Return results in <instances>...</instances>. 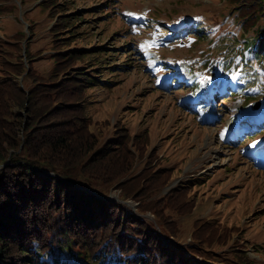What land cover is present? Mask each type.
I'll list each match as a JSON object with an SVG mask.
<instances>
[{
	"label": "rangeland",
	"instance_id": "1",
	"mask_svg": "<svg viewBox=\"0 0 264 264\" xmlns=\"http://www.w3.org/2000/svg\"><path fill=\"white\" fill-rule=\"evenodd\" d=\"M65 1L0 0V42L17 45L10 36L23 32L28 36L21 42L25 50L31 39L30 52H36L37 59L45 58L36 63L37 70L53 68V55L58 53L53 41L67 33L64 29L55 31ZM71 1L73 9L64 15L70 13L75 22L79 21L77 43L71 47L90 54L70 70L82 69L96 76L83 96L86 104L94 102L87 107L89 118L94 114L97 131L107 141L114 137L117 126L126 127L129 150L137 157L122 181L135 178L126 185L127 189L136 188L140 182L147 193L143 206L137 199H124L122 190L126 187L120 188L119 183L92 181L94 191L81 186L105 200L104 209L94 215L96 220L104 219L105 207L114 200L125 204L129 212L147 218L166 238L164 242L173 241L179 247H190L194 228L204 224L209 225L205 235L212 237L216 232L224 238V234L234 231L228 243L217 244L213 253L229 257L230 264H242L244 260L247 264H264V162H259L264 159V63L242 61L246 40H264V32L258 36V31L254 32L264 27V13L261 23L251 26L243 37V18L235 22L233 15L245 7L229 12L232 7L228 0ZM253 9L248 11L254 16ZM135 14L140 17L130 19ZM196 21L203 34L193 28L183 34L172 33L180 25ZM245 50L251 59L252 54ZM182 58L185 61L177 66ZM24 62L29 64L27 57ZM168 64L172 68L164 69ZM177 74L182 80L172 86ZM199 76L204 80L192 90L189 87ZM229 83L234 89L226 93ZM213 89L219 91L215 99ZM234 90L237 91L232 96ZM201 92L207 102L200 105V100L192 96ZM247 93L258 96L259 108L252 107L254 101L247 99ZM107 117L116 125H106ZM241 117L254 124L248 125L254 128L252 132L240 121ZM165 178L167 182L160 189H150L154 180ZM171 193L175 195L172 201L170 197L159 204L166 218L155 215L152 201ZM178 195L185 200L182 209L170 207ZM142 209L147 213H141ZM169 220L171 224L166 223ZM195 256L212 264L206 256ZM105 258V254L97 255L98 262H105ZM138 258L129 257L134 264L149 263ZM69 264H74L73 260Z\"/></svg>",
	"mask_w": 264,
	"mask_h": 264
},
{
	"label": "trees",
	"instance_id": "2",
	"mask_svg": "<svg viewBox=\"0 0 264 264\" xmlns=\"http://www.w3.org/2000/svg\"><path fill=\"white\" fill-rule=\"evenodd\" d=\"M72 2L66 0L65 7L60 9L63 15L55 31L64 29L67 33L53 41V48L58 50L53 55V68L37 70L36 63L45 58L37 59V53L30 52L31 39L25 50L21 42L28 36L23 32L10 36L17 45L0 42V264H69L71 260L74 264H134L131 256L144 258L148 264H209L198 260L196 253L206 256L212 264H230L229 257L212 250L219 243L227 244L234 231L224 234V238L216 232L212 237L205 235L209 225L204 224L194 228L193 243L183 248L173 241L164 242L166 238L160 236L151 221L129 212L121 202L111 200L105 207L104 219L94 217L104 209L105 200L81 188L89 186L94 191L92 181L119 183L120 188L126 187L122 190L124 199H137L143 206L147 193L139 186L140 182L136 188L127 189L135 178L122 181L135 166L137 157L129 150L126 127L117 126L114 137L107 141L97 131L93 114L97 110L89 118L87 107L94 102L86 104L83 96L96 76L82 69L70 70L90 54L71 47L77 43L79 21L75 22L70 13L64 14L73 9ZM45 3L47 6L48 2ZM228 4L232 13L245 7L239 9L237 16L232 14L235 22L243 18L241 36L261 23L264 0H228ZM252 7L254 16L248 11ZM195 15L204 18L201 13ZM198 26L196 21L174 32L183 34L193 27L203 34ZM256 31L258 36L264 27ZM260 39L246 40L244 63L251 64L250 60L264 63V40ZM245 49L252 54L251 59ZM22 76L25 83L21 82ZM253 98L248 96V100ZM105 121L106 125H116L111 117ZM166 179L154 180L150 189H160ZM168 198L172 201L175 195H159L152 201L155 215L166 218L167 213L159 204ZM176 201L170 207H185V200H180L179 195ZM140 212L147 213L144 209ZM100 254H105V262H98ZM15 255L19 258L14 259ZM247 263L244 260L242 264Z\"/></svg>",
	"mask_w": 264,
	"mask_h": 264
},
{
	"label": "bare ground",
	"instance_id": "3",
	"mask_svg": "<svg viewBox=\"0 0 264 264\" xmlns=\"http://www.w3.org/2000/svg\"><path fill=\"white\" fill-rule=\"evenodd\" d=\"M201 94H203V93H201ZM201 100H205L204 98H200ZM260 143V142H259ZM262 143V142H261ZM260 163H262V162H264V159H262V160H260L259 161Z\"/></svg>",
	"mask_w": 264,
	"mask_h": 264
},
{
	"label": "water",
	"instance_id": "4",
	"mask_svg": "<svg viewBox=\"0 0 264 264\" xmlns=\"http://www.w3.org/2000/svg\"><path fill=\"white\" fill-rule=\"evenodd\" d=\"M254 106H255V107H256V106H259V103H255Z\"/></svg>",
	"mask_w": 264,
	"mask_h": 264
},
{
	"label": "snow or ice",
	"instance_id": "5",
	"mask_svg": "<svg viewBox=\"0 0 264 264\" xmlns=\"http://www.w3.org/2000/svg\"><path fill=\"white\" fill-rule=\"evenodd\" d=\"M149 46H151V45H149Z\"/></svg>",
	"mask_w": 264,
	"mask_h": 264
}]
</instances>
